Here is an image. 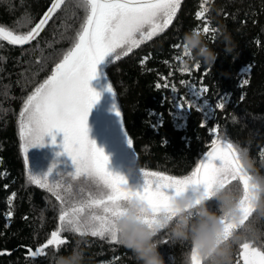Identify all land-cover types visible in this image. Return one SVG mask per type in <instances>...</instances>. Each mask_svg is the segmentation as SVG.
<instances>
[{"label":"trees","instance_id":"1","mask_svg":"<svg viewBox=\"0 0 264 264\" xmlns=\"http://www.w3.org/2000/svg\"><path fill=\"white\" fill-rule=\"evenodd\" d=\"M51 2L0 0V26L25 32L38 22ZM197 12L204 13L200 20ZM86 14L83 0H65L28 47L16 48L0 41V264H50L53 254L66 256L74 247L83 251V264H136L132 253L123 246L107 238L70 231L61 232L67 243L58 252L50 247L46 255L29 254L60 227V202L28 179L26 153L19 135L20 113L26 98L73 46ZM205 22L210 28L207 34L202 31ZM198 26L218 58L213 66L199 64L198 70L196 63L190 64L186 75L179 70L180 61L187 59L181 47L182 37ZM217 28L226 29L230 35L235 49L231 55L225 54L224 43L217 39ZM103 69L120 112L123 132L128 141H133V164L138 172L188 175L208 151L212 139L220 138L246 149L257 174L264 176V0H181L167 29L133 48L127 56L121 54L119 60L110 61ZM187 80L199 88H208L200 99L208 114L193 107L181 112L180 117L173 107L176 99L187 96ZM221 102L223 109L216 107ZM213 128L217 129L215 134ZM41 144L34 148L48 167L35 166L33 176H46L49 183L60 184L66 198L63 189L69 184L77 200L98 193L92 181L88 184L84 178L68 177L75 166L65 165L69 159L64 161L57 155L53 161L43 140ZM207 207L215 211L217 204L210 200ZM253 217L256 245L264 246V218L256 213ZM238 236L240 239L230 244L232 264L244 239V234ZM155 239L164 264H188L190 246L173 241L170 227L162 229ZM162 240L168 242L160 243Z\"/></svg>","mask_w":264,"mask_h":264},{"label":"snow or ice","instance_id":"2","mask_svg":"<svg viewBox=\"0 0 264 264\" xmlns=\"http://www.w3.org/2000/svg\"><path fill=\"white\" fill-rule=\"evenodd\" d=\"M180 2L181 0H83L87 14L75 42L55 65L51 75L26 98L20 113L19 135L23 142L22 149L26 153L27 148L42 146L45 135H52L54 131L62 133L63 153L75 166L74 173L68 177L72 180H90L98 186L99 191L96 195L89 194L87 199L77 200L69 184L63 189L67 194L66 198L61 194L60 184L49 183L46 176L38 178L29 173L30 183L47 189L60 202V227L51 231L50 236L35 251L30 249L31 256L46 255V250L50 247L58 252L67 243V239L61 236L62 231L107 238L110 243L120 245L114 220L121 213L124 204L133 198L141 201L151 213L143 217V222L153 228L157 236L165 229L159 223V217L163 214L171 220L168 215L169 202L174 196L187 193L191 187L194 194L191 199L194 204H198L199 198L195 194L207 196L217 186H228L240 193L238 208L241 220L240 226L228 222L226 218L221 220L224 224L223 241L230 245L238 234H244L236 253L235 264H264V246H257L255 236H249L245 231L253 214L250 201L254 198L251 190L255 185L250 184L252 177L242 169L238 148L233 143L227 139H212L210 150L191 173L183 177L142 170L143 187L135 190L128 187L124 177L106 170L108 158L88 139L87 117L98 100V94L89 87V81L95 78L97 65L106 57H111L112 61L113 58L119 60L121 54L127 56L133 48L167 29ZM64 4L65 0H52L38 22L25 32L0 26V41L15 46L31 44ZM203 15V12H197V20ZM196 30L200 32L199 26ZM202 31L209 33L207 22ZM211 31L215 32V29ZM174 47L179 48L180 45ZM183 55L189 54L183 51ZM195 67L198 70L200 65L197 63ZM184 71L188 70L185 68ZM207 92V87H201L194 90V95L200 99ZM185 105L187 109L196 107L197 111L201 110L184 97L173 103V107L181 112L186 111ZM216 107L223 109L225 105L221 102ZM116 115L120 116V112L117 111ZM211 131L215 134L217 129L213 128ZM52 140L54 143L55 136H52ZM128 144L132 147L133 141L129 139ZM7 215L10 217L11 213ZM167 242L160 241L165 244ZM231 255L230 252V257ZM189 259L190 264H204L195 248L190 250Z\"/></svg>","mask_w":264,"mask_h":264},{"label":"clouds","instance_id":"3","mask_svg":"<svg viewBox=\"0 0 264 264\" xmlns=\"http://www.w3.org/2000/svg\"><path fill=\"white\" fill-rule=\"evenodd\" d=\"M216 37L224 43L225 54L231 55L235 49L226 29L217 28ZM181 47L189 54L185 67L192 63L213 66L218 58V54L205 43L203 35L196 29L184 33ZM237 148L240 165L252 177L250 184L255 185L251 190L254 198L250 201L253 213L255 212L259 218H264V176L257 174L254 161L247 150ZM195 195L199 198L198 204H194L186 193L174 196L169 202L168 215L171 216V220L162 214L159 223L165 228L170 227V238L173 241L188 243L189 258L190 250L195 248L204 264H232L230 245L223 241L224 224L221 220L226 218L228 222L240 226L239 191L228 186H217L207 196L199 193ZM210 200H214L217 204L215 211L207 207V202ZM146 215L151 213L141 201L133 198L124 204L121 213L114 220L119 244L132 253L136 264H164L158 251L160 245L155 239L154 230L143 222V217ZM250 218L252 219L249 220L245 231L249 236H255L256 218L253 214ZM239 239V236L235 237V240ZM83 260V251L74 247L66 256L53 254L50 264H83Z\"/></svg>","mask_w":264,"mask_h":264},{"label":"rangeland","instance_id":"4","mask_svg":"<svg viewBox=\"0 0 264 264\" xmlns=\"http://www.w3.org/2000/svg\"><path fill=\"white\" fill-rule=\"evenodd\" d=\"M120 51V50H118ZM114 60V58H113ZM111 61V57H106L104 61L101 62V65L104 66ZM186 59H182L180 61V71L186 75H189V66L185 67ZM187 69L188 71H184V69ZM186 95L182 96L185 98V100H191L194 105L198 106L201 110H204L207 114L209 112L206 104H203L200 102V99H197L194 95V90H199L200 88L197 87L193 82H189V80L186 81ZM97 86H98V79L97 74L95 75V78L89 81V87L97 93ZM202 97V95H201ZM103 108L108 116L109 119V128L108 133L103 140L100 150L103 151L104 155L112 160L116 165L127 174V178L132 182V184L137 188V190L142 189L144 177L142 173L138 172L134 169L133 164V154L131 147H129L128 140L123 132L120 116L116 115V112L118 111L116 104L114 103L111 91H109V87L107 83H105L104 93H103ZM187 109V105L185 106ZM178 111V110H177ZM181 115V111H178ZM102 127V121L97 113L96 103L93 105L91 110L89 111L88 117H87V130H88V139L90 140V137H94L97 135V133L101 130ZM52 136H55V142L53 143ZM91 138V139H92ZM63 140V134L59 132H53L52 135H45L43 137L44 146L47 148V152L51 155L50 158L55 161V156L57 155L60 157V159L67 160L69 159L66 164H73L70 158L63 153V149L61 147ZM52 146V147H50ZM41 156V155H40ZM39 156L38 149L35 150L34 147L27 148L26 152V158H27V167H28V173L31 175H34V169L35 166H45L48 167V164L41 161ZM59 159V158H57ZM73 167V166H72ZM75 170V169H74ZM108 171V170H107ZM45 173H49L45 171ZM90 183V180L87 182ZM66 184V183H65ZM190 197H193L192 188L190 187L186 193Z\"/></svg>","mask_w":264,"mask_h":264},{"label":"water","instance_id":"5","mask_svg":"<svg viewBox=\"0 0 264 264\" xmlns=\"http://www.w3.org/2000/svg\"><path fill=\"white\" fill-rule=\"evenodd\" d=\"M2 42L7 44L6 41H2ZM29 45L30 44L23 45V46H15V45H10V46L16 47V48H24V47H28ZM96 74H97V79H98V86H97L98 100L96 102V108H97V113H98V115L102 121V127H101V130L97 133V135L93 139V142H94L95 146L97 147V149H100V146H101L103 140L105 139V137L108 133V128H109V119H108V116H107V114L103 108V93H104L106 80H105V75H104V69H103V66L101 65V63L97 65ZM209 150H210V148L208 149V151ZM204 155H203V157H204ZM203 157L201 159H203ZM106 170H108V172L110 171L113 175H120V176L124 177V179L127 182V185L130 188L137 190V188L126 177V175L123 173V171L116 165V163H114L109 158H108V163L106 165Z\"/></svg>","mask_w":264,"mask_h":264}]
</instances>
